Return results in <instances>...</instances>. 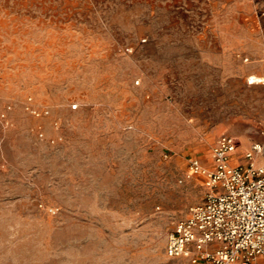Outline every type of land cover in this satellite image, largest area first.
Instances as JSON below:
<instances>
[{"label": "rangeland", "instance_id": "374dc122", "mask_svg": "<svg viewBox=\"0 0 264 264\" xmlns=\"http://www.w3.org/2000/svg\"><path fill=\"white\" fill-rule=\"evenodd\" d=\"M0 36V264H187L189 162L264 143V0H0Z\"/></svg>", "mask_w": 264, "mask_h": 264}, {"label": "built area", "instance_id": "2783aa9c", "mask_svg": "<svg viewBox=\"0 0 264 264\" xmlns=\"http://www.w3.org/2000/svg\"><path fill=\"white\" fill-rule=\"evenodd\" d=\"M27 110L36 117L48 114ZM240 145L237 136L224 135L211 149L210 166L189 162L187 178L202 177L206 193L169 234L168 258L187 264H264V143H252L242 154Z\"/></svg>", "mask_w": 264, "mask_h": 264}, {"label": "bare ground", "instance_id": "6f19581e", "mask_svg": "<svg viewBox=\"0 0 264 264\" xmlns=\"http://www.w3.org/2000/svg\"><path fill=\"white\" fill-rule=\"evenodd\" d=\"M251 79H252L251 84H255L256 82H261V80L258 77H255V76H252Z\"/></svg>", "mask_w": 264, "mask_h": 264}, {"label": "crops", "instance_id": "0c3cea01", "mask_svg": "<svg viewBox=\"0 0 264 264\" xmlns=\"http://www.w3.org/2000/svg\"><path fill=\"white\" fill-rule=\"evenodd\" d=\"M0 39H2L1 36H0ZM34 77H35V76H34Z\"/></svg>", "mask_w": 264, "mask_h": 264}]
</instances>
